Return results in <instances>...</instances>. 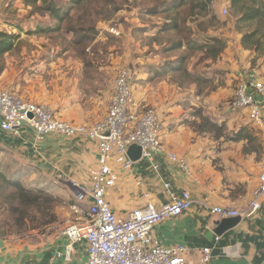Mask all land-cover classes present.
<instances>
[{
	"label": "rangeland",
	"instance_id": "rangeland-1",
	"mask_svg": "<svg viewBox=\"0 0 264 264\" xmlns=\"http://www.w3.org/2000/svg\"><path fill=\"white\" fill-rule=\"evenodd\" d=\"M207 4L206 10L200 8ZM57 5L61 21L29 7L26 0H0V32L18 36L14 49L2 59L0 88L46 105L63 119L92 125L106 116L113 82L129 69L132 102L138 110L150 107L159 113L162 141L164 133L165 141L171 139L186 152L199 147L217 154L240 149L243 154V142L215 141L211 134L197 133L195 126L199 112L219 125L225 122L222 134L227 137L248 123L257 139L254 161L264 166L258 130L246 113L229 107L246 73L255 69L264 78V48H242V34L255 25L237 27L239 13L231 10L229 0H57ZM214 37L226 40V48L213 61L207 45ZM242 158L244 154L231 161L237 164L235 159ZM219 162L214 160L217 166ZM260 168H249L250 180ZM0 173L55 198H44L40 211L24 208L0 179V241L37 240L68 222L77 223L80 215L71 209L78 203L71 183L48 181L32 160L1 144ZM240 187L238 192H243ZM81 207L85 211L86 203Z\"/></svg>",
	"mask_w": 264,
	"mask_h": 264
},
{
	"label": "built area",
	"instance_id": "built-area-1",
	"mask_svg": "<svg viewBox=\"0 0 264 264\" xmlns=\"http://www.w3.org/2000/svg\"><path fill=\"white\" fill-rule=\"evenodd\" d=\"M227 13L228 9L224 7L223 14ZM110 32L116 37L120 36L114 28ZM131 81L129 69L120 71L113 82L106 116L92 125L65 120L46 105L25 101L12 90L0 88V130L19 137L23 127L28 125L38 142L49 135H59L66 138L86 137L97 144L98 161L95 167L89 169L86 183L71 182L78 202L71 209L80 218L77 223H71L59 231L68 244L64 253L57 252L56 258L70 261L75 246L84 242L87 264H209L214 258L211 248L164 246L154 236L156 225L182 216L195 204L190 192H172L171 184L162 178L157 157H165L190 179L195 174L186 158L169 150L163 143L159 113L150 107L138 110L137 105L133 104ZM229 107L246 113L248 121L258 130L264 148V83L252 74L244 77L237 85ZM134 145L142 150L140 161L148 164L163 180L169 201L158 206L151 199V192L144 189V179L138 177L134 183L141 190L146 204L119 215L112 207L110 196L123 177L134 175L136 163L128 156L130 147ZM263 197L264 170L245 210L225 206L207 208L219 220L237 217L250 219L261 210ZM82 203L87 205L85 211Z\"/></svg>",
	"mask_w": 264,
	"mask_h": 264
},
{
	"label": "crops",
	"instance_id": "crops-1",
	"mask_svg": "<svg viewBox=\"0 0 264 264\" xmlns=\"http://www.w3.org/2000/svg\"><path fill=\"white\" fill-rule=\"evenodd\" d=\"M250 74L264 83V78L259 77V72L255 69L246 73L245 77ZM163 143L169 150L186 158L195 174L192 179L188 178L177 166L160 156L157 161L161 165L163 180L171 184L175 194L190 192L195 204L182 216L156 225V239L164 246L183 245L190 249L209 247L214 254L209 264H264V197L262 208L256 215L242 220L236 228L221 237L214 233V224L219 219L211 215L207 208L225 206L245 210L252 199L260 175L256 173L255 178L250 180L247 172L249 168L257 171L259 167L262 172L264 166L256 163L253 155L244 154V150L246 158L235 159L237 164H234L232 157L243 156L240 149H227L217 154L212 149L195 147L186 152L171 139L165 141L164 133ZM0 144L32 160L48 181L54 180L55 183L70 184L74 181L85 184L89 169L95 167L98 161L95 141L86 137L66 138L49 135L38 142L28 125L23 127L19 137H13L0 130ZM37 154L41 159L34 160ZM216 158L220 159L218 166L214 163ZM219 167L224 171L219 170ZM138 177L144 179V189L151 192V199L158 206L169 201L163 180H160L148 164H136L134 175L123 177L110 196V202L117 214L125 215L146 204L141 190L134 183ZM241 185L243 192H238ZM68 225L70 222L63 225L61 230ZM59 231L39 236L37 240L32 241H0V264H87L84 242L75 246L70 261L56 258L57 252L64 253L68 244Z\"/></svg>",
	"mask_w": 264,
	"mask_h": 264
},
{
	"label": "trees",
	"instance_id": "trees-1",
	"mask_svg": "<svg viewBox=\"0 0 264 264\" xmlns=\"http://www.w3.org/2000/svg\"><path fill=\"white\" fill-rule=\"evenodd\" d=\"M211 3V1H209ZM231 10L235 13H239L236 24L240 28L241 25L254 24L255 29L251 32L242 34L241 46L244 50L249 52H258L263 49L264 46V0H229ZM29 7L35 8L39 12L48 14L54 19L63 20L60 15L61 9L57 5V0H26ZM209 3V4H210ZM211 5V4H210ZM207 5H200L202 10H206ZM172 24V23H171ZM171 28L172 25H169ZM18 36L15 34H9L6 32H0V75L4 71L2 65L3 57L12 51L15 47ZM209 58L216 60L226 48V40L214 37L209 40ZM264 54V52H263ZM253 71V70H252ZM251 72V71H250ZM246 78V77H245ZM199 80V79H198ZM235 111V110H234ZM240 111V110H236ZM195 117V115H194ZM199 125L196 127V132L199 134L207 135L211 134L215 141L235 142L245 144L244 154L256 155L257 148L255 142L257 139L252 135L248 123H245L235 130L234 135L222 134L223 130L226 129V123L223 122L220 125L214 120L199 112ZM197 124V123H196ZM222 134V135H221ZM0 179L7 189L13 190L12 198L13 201L19 203V205L26 207L37 208L38 211L42 210L44 204V198L55 199L53 196L44 192L43 190L29 189L22 185L20 181H13L7 179L3 174L0 173ZM18 208V207H15Z\"/></svg>",
	"mask_w": 264,
	"mask_h": 264
},
{
	"label": "water",
	"instance_id": "water-1",
	"mask_svg": "<svg viewBox=\"0 0 264 264\" xmlns=\"http://www.w3.org/2000/svg\"><path fill=\"white\" fill-rule=\"evenodd\" d=\"M32 116L30 115V118ZM103 135H108L107 133H103ZM128 156L131 159L132 162L137 163L141 160L142 156V150L138 146H132L129 149ZM242 222V219L240 217L237 218H231V219H223L215 222V230L214 233L218 236L221 237L223 236L226 232L236 228L240 223Z\"/></svg>",
	"mask_w": 264,
	"mask_h": 264
}]
</instances>
